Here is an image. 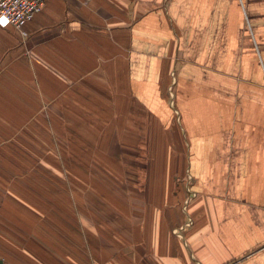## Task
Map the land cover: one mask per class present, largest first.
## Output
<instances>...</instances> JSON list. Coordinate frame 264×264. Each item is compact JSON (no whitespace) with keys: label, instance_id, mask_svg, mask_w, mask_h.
Segmentation results:
<instances>
[{"label":"crops","instance_id":"crops-1","mask_svg":"<svg viewBox=\"0 0 264 264\" xmlns=\"http://www.w3.org/2000/svg\"><path fill=\"white\" fill-rule=\"evenodd\" d=\"M45 129L130 157L128 191L57 193L76 264H264V0H47L0 27V150ZM91 198L116 199L98 227Z\"/></svg>","mask_w":264,"mask_h":264},{"label":"rangeland","instance_id":"rangeland-1","mask_svg":"<svg viewBox=\"0 0 264 264\" xmlns=\"http://www.w3.org/2000/svg\"><path fill=\"white\" fill-rule=\"evenodd\" d=\"M48 132L31 130L26 141L13 145L12 151L0 150L4 159L3 164L0 162V245L10 250V257L5 258L14 263L88 262L89 251L77 246L78 233L87 228L82 217L77 216L79 208L75 203L74 214L67 213L62 205L65 200L61 195L57 200V193L74 188L87 196L89 191L113 195L128 191V172L119 165H126L122 159L130 157L127 153L121 157L120 152L112 153L111 158L96 152H78L70 145V137ZM67 175L75 182L66 183ZM115 200H87L95 215L90 218L91 224L99 218L98 209ZM75 201L84 206L83 199Z\"/></svg>","mask_w":264,"mask_h":264},{"label":"built area","instance_id":"built-area-1","mask_svg":"<svg viewBox=\"0 0 264 264\" xmlns=\"http://www.w3.org/2000/svg\"><path fill=\"white\" fill-rule=\"evenodd\" d=\"M47 0H0V27L23 28L45 6Z\"/></svg>","mask_w":264,"mask_h":264}]
</instances>
